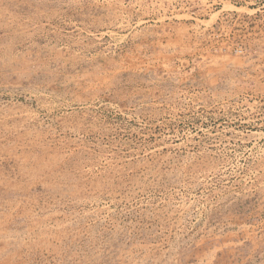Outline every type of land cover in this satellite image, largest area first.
I'll return each instance as SVG.
<instances>
[{
  "label": "rangeland",
  "instance_id": "rangeland-1",
  "mask_svg": "<svg viewBox=\"0 0 264 264\" xmlns=\"http://www.w3.org/2000/svg\"><path fill=\"white\" fill-rule=\"evenodd\" d=\"M0 264H264V0H0Z\"/></svg>",
  "mask_w": 264,
  "mask_h": 264
}]
</instances>
